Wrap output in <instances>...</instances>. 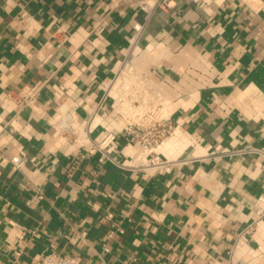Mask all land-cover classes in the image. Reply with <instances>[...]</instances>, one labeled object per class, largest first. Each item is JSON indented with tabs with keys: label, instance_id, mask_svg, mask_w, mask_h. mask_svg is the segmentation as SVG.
<instances>
[{
	"label": "crops",
	"instance_id": "crops-1",
	"mask_svg": "<svg viewBox=\"0 0 264 264\" xmlns=\"http://www.w3.org/2000/svg\"><path fill=\"white\" fill-rule=\"evenodd\" d=\"M123 66L169 98L170 172L122 134L99 164L53 127L61 105L114 111ZM0 148L27 157L0 164V264H264V0H0Z\"/></svg>",
	"mask_w": 264,
	"mask_h": 264
},
{
	"label": "built area",
	"instance_id": "built-area-1",
	"mask_svg": "<svg viewBox=\"0 0 264 264\" xmlns=\"http://www.w3.org/2000/svg\"><path fill=\"white\" fill-rule=\"evenodd\" d=\"M177 0H136L141 8L147 12L157 8L168 10ZM192 3H201L203 0H185ZM103 19L99 20L93 32L101 33L104 30ZM139 30L140 26L135 25ZM117 89V106L108 116L100 112V106L92 113L88 121L81 122L75 110L61 105L57 109L53 127L73 145L86 146L91 155H97L99 164L107 161L118 163L111 155L112 145L117 141L118 135L128 139L131 143L140 146L145 152V159L141 168L163 169L170 172L173 160L165 158L159 148L174 134L176 125L168 116L170 104L168 96L150 78V75L134 71L132 66H123L115 75L107 95L113 88ZM27 157L21 155H8L0 148V164H12L22 169ZM264 203V195L259 196ZM258 218L264 216V207L257 211ZM256 222V221H255ZM255 222L250 223L235 239V246H244V238L250 234ZM87 232L75 230L68 235L69 241L80 245L86 240ZM42 264H85L76 254H62L57 250L47 253ZM194 264H218L215 261L195 262Z\"/></svg>",
	"mask_w": 264,
	"mask_h": 264
}]
</instances>
